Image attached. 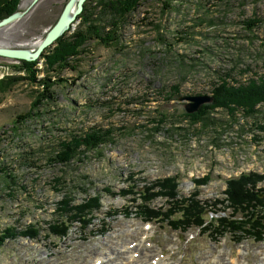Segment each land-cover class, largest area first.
Listing matches in <instances>:
<instances>
[{"label": "rangeland", "instance_id": "374dc122", "mask_svg": "<svg viewBox=\"0 0 264 264\" xmlns=\"http://www.w3.org/2000/svg\"><path fill=\"white\" fill-rule=\"evenodd\" d=\"M68 1L20 0L25 14L0 28V48L35 50L31 44L43 40ZM96 18L100 26L110 20ZM116 36L113 46L89 41L73 62L76 71L49 72L53 99L42 98L44 87L21 60L0 57V241L8 228L16 235L0 242V264H115L118 250L139 243L163 264H262L264 239L173 231L144 219L136 210L141 201L131 199L175 177L178 199L197 194L207 212H220L228 181L264 174V132L256 128L264 127L263 104L252 116L218 108L191 124L185 115L193 114L192 102L183 100L213 99L225 79L233 85L264 77V0L144 1ZM37 62L38 81L47 74ZM95 129L111 132V141L67 165L52 161L59 143ZM201 180L206 184L197 186ZM65 195L76 204L99 196L102 207L83 217L89 224H70L56 213ZM166 200L143 204L167 210ZM29 225L41 229L38 239L22 236ZM68 225L65 237L48 232Z\"/></svg>", "mask_w": 264, "mask_h": 264}, {"label": "trees", "instance_id": "16d2710c", "mask_svg": "<svg viewBox=\"0 0 264 264\" xmlns=\"http://www.w3.org/2000/svg\"><path fill=\"white\" fill-rule=\"evenodd\" d=\"M144 1L150 0H88L84 5V11L79 17L77 29L70 36L64 35L58 39L54 47L49 48L41 57L44 61V72L46 77L38 80L34 77L39 71L33 67L38 63L23 62L28 66L27 74L31 76L32 82L39 83L44 87L42 98L53 99L50 92L53 82L48 77L49 72L60 73L67 69L76 71L74 61L82 55L85 45L91 40H97L106 46L118 44L116 34L120 25L132 14L136 8ZM161 2L166 5L167 0H151ZM20 0H0V21L19 12L18 5ZM91 4H95L91 7ZM108 16L110 20L108 25H98L96 15ZM107 26L112 27V31L105 32ZM35 72V73H34ZM15 80L11 78V81ZM213 99L210 105L204 106L199 112L186 114L185 117L191 124L204 123L210 113L218 108L224 109L228 115L235 116L238 111H242L244 116H252L257 113L258 106L264 105V77L250 79L248 82H236L230 84L226 79L221 84L214 87ZM37 104V103H36ZM34 105V107H37ZM29 116V115H27ZM24 119L26 117L24 116ZM256 128L264 132V127L256 125ZM111 141V132L101 129L92 130L80 137H73L70 141L59 143L57 150H54L52 161L55 164L67 165L74 159L86 155L88 152L97 150L102 145ZM207 179V178H206ZM206 180L197 181V186L206 184ZM264 182V174L242 175L238 179L228 181V188L225 191V200H218L217 203L225 206L220 212H207L205 207L199 201L193 198L184 200L178 199V186L175 177L160 180L157 187L160 189L157 193H151L155 190V184L146 188L150 193L149 197L131 199L132 203L141 201L136 206L137 212L147 221H159L169 224L173 231L187 232L191 229H199L201 232H208L216 237H222L225 234L232 233L238 240L242 241L247 237L254 241L264 239V188H259ZM259 186V187H258ZM154 192V191H153ZM132 196L131 192L123 193V196ZM167 198L169 209H154L145 206V201H150L156 197ZM66 201L58 203L56 213H60V218H67L70 222H77L84 225L89 224L82 219L89 216L92 212L99 211L102 207L99 196L88 197L80 204H76L74 198L65 195ZM60 205V206H59ZM217 205V204H216ZM49 226L48 232L53 236L65 237L71 228L62 226ZM15 229L8 228L6 235L0 242L6 239H13ZM41 229L29 225L22 236L31 240L39 238Z\"/></svg>", "mask_w": 264, "mask_h": 264}, {"label": "water", "instance_id": "95a60500", "mask_svg": "<svg viewBox=\"0 0 264 264\" xmlns=\"http://www.w3.org/2000/svg\"><path fill=\"white\" fill-rule=\"evenodd\" d=\"M38 1L39 0H34L35 3ZM87 1L88 0H69L57 23L46 33L45 37L35 50L0 48V57L27 62H35L39 60L47 49L52 47L71 27L75 26V23L78 22L80 15L84 11V5ZM24 14L25 13L16 12L3 19L0 21V28L6 27L17 21L22 18ZM183 100L192 102L190 108H187L188 113H194L202 106V104L212 102V98L207 95L187 97Z\"/></svg>", "mask_w": 264, "mask_h": 264}, {"label": "bare ground", "instance_id": "6f19581e", "mask_svg": "<svg viewBox=\"0 0 264 264\" xmlns=\"http://www.w3.org/2000/svg\"><path fill=\"white\" fill-rule=\"evenodd\" d=\"M41 41H42V39L39 40V41H36V43L33 42L30 47H35L36 48L37 46H39ZM141 246H142V243H139L135 247L130 246V247H127L125 249H124V247H122L124 250H118V253H117L116 258H115V260L120 261V262L119 263H115V264H152V262L154 264H163V258H162V256L160 254H157L155 256L153 255L152 258L149 259L148 254H144L145 252L142 251V249H141L142 247ZM135 253H136V256L133 255ZM123 255H128L129 256L128 257L129 259L126 260V262L123 261L124 260L123 259V257H124ZM110 256H112V254ZM111 259H113V258L111 257ZM99 260H103V259H99ZM107 262H109V261H107ZM111 262L113 263V261H111ZM100 263L104 264L105 261H102ZM262 264H264V261H263Z\"/></svg>", "mask_w": 264, "mask_h": 264}]
</instances>
